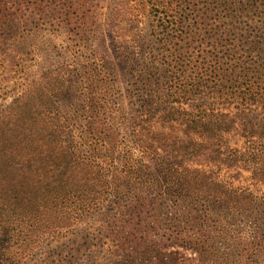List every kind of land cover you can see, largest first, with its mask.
<instances>
[{"label": "trees", "instance_id": "1", "mask_svg": "<svg viewBox=\"0 0 264 264\" xmlns=\"http://www.w3.org/2000/svg\"><path fill=\"white\" fill-rule=\"evenodd\" d=\"M139 8L151 46L132 58ZM107 26L132 62L128 132L108 139L116 155L105 166L77 149L66 120L22 115L0 130V264H27L43 239L95 214L112 239L85 264L263 263L264 0H116ZM103 179H134L141 194L101 195L117 188Z\"/></svg>", "mask_w": 264, "mask_h": 264}, {"label": "rangeland", "instance_id": "2", "mask_svg": "<svg viewBox=\"0 0 264 264\" xmlns=\"http://www.w3.org/2000/svg\"><path fill=\"white\" fill-rule=\"evenodd\" d=\"M115 2L0 0V130L14 132L13 122L22 115L53 119L57 124L66 120L77 149L99 155L100 161L109 165L116 154L115 142L110 146L108 139L123 140L136 105L127 92L134 80L129 68L132 62L118 57L107 26ZM133 13H139L133 24L136 43L127 48V55L135 58L148 52L151 37L145 11L139 8ZM23 100L27 106L21 112L17 104ZM80 132L90 145L79 141ZM54 136L59 142L61 137ZM103 180L117 188H103L101 195L134 201L141 194L134 179ZM128 180L127 189L118 186ZM96 219H104V215L95 214L58 238L43 239L32 249L27 264L102 261V250L112 238L105 237L106 229L98 227ZM238 219L228 218L227 227L238 229ZM168 249L188 258L197 256L178 243ZM241 261L240 257L234 259L235 264ZM255 262L264 264L260 257Z\"/></svg>", "mask_w": 264, "mask_h": 264}]
</instances>
